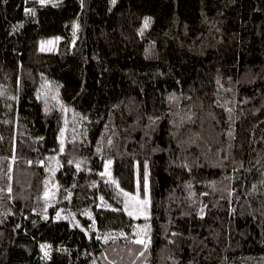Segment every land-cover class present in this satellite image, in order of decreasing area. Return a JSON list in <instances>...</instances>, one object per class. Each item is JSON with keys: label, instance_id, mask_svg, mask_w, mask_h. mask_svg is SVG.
<instances>
[{"label": "trees", "instance_id": "1", "mask_svg": "<svg viewBox=\"0 0 264 264\" xmlns=\"http://www.w3.org/2000/svg\"><path fill=\"white\" fill-rule=\"evenodd\" d=\"M0 92V264H264V0H0Z\"/></svg>", "mask_w": 264, "mask_h": 264}, {"label": "snow or ice", "instance_id": "2", "mask_svg": "<svg viewBox=\"0 0 264 264\" xmlns=\"http://www.w3.org/2000/svg\"><path fill=\"white\" fill-rule=\"evenodd\" d=\"M38 2L43 6L45 4L48 3H52V6H57L59 3V0H55V2H53V0H38ZM117 2V0H110V3L112 5H115ZM81 3V7H83L84 4V0H80ZM25 14H31L32 16L36 15V10L35 9H25ZM151 23V18L146 17L144 19V27L147 28ZM20 27H23V25L21 24ZM78 24H76L75 22L73 23V36H76V31L78 30ZM15 30V29H14ZM60 37H56L55 41H59ZM44 43L47 44H53L54 41L49 40L47 42H41V51H44L45 48L43 47ZM51 50V49H48ZM219 82V81H218ZM43 87V86H42ZM0 95H3L2 92H0ZM9 99L12 100H16L17 97L12 96L9 97ZM63 107V106H62ZM82 119H86V117H82ZM63 133H64V129L60 130V137H58V139L60 140V152L62 153L64 151V140H63ZM229 135H231V133H229ZM39 139H43V137H40ZM109 143L111 144V140H109ZM99 151V149H98ZM13 160H15V156L12 157ZM50 159H55V157H51ZM29 163H31V161H29ZM41 164L43 163V161L40 162ZM57 163H59L57 161ZM69 163H72V161L70 160ZM111 165H112V160H106L104 161V172L100 173L101 177H109V180L106 182H110L111 184H114L116 186L117 189H119L117 195H120L122 193L123 197H124V201H123V211L126 212V214L134 219H139V218H143L145 220L149 219V207L151 204V200H150V185H149V170H148V164L145 163L143 166V174L141 177V181H138L137 184V192L135 194L129 193L124 191L123 189L120 188V185L118 183V181L115 178H112V174H111ZM77 169L79 170V162L77 163ZM55 170H53L54 172ZM9 179H11V177H9ZM264 183V182H262ZM190 187V185H189ZM255 187V186H253ZM10 187H9V191H10ZM49 195L48 191H45V196L47 197ZM52 195L54 196L55 193H52ZM67 198V197H65ZM101 201H102V206L105 208L110 207V205H108L106 202H104V198L100 197ZM113 211H117L118 209H112ZM203 214H204V209L201 208L200 209V215L201 218H203ZM90 216V213H89ZM45 219H47V217H44ZM57 218H60L59 213H57ZM17 227H19V225H17ZM151 231V227L148 224L143 225L142 227L137 225L136 226V230L134 231V235L136 237V239H134L132 241V243L138 244L142 246L143 251H141L139 253L140 256H143L145 252L148 251L150 245H151V237L149 235ZM121 236L124 235L123 232L120 233ZM173 235H177V233H173ZM99 238V237H98ZM112 238L109 236L105 237V242L107 241V239ZM46 247H50L49 245H41V250L44 251V249ZM45 257L48 256V253L45 252L44 253ZM111 264V262H110Z\"/></svg>", "mask_w": 264, "mask_h": 264}, {"label": "rangeland", "instance_id": "3", "mask_svg": "<svg viewBox=\"0 0 264 264\" xmlns=\"http://www.w3.org/2000/svg\"><path fill=\"white\" fill-rule=\"evenodd\" d=\"M49 40H52V41H54V43L53 44H47V43H44V45H43V47L45 48V50L44 51H41V42L39 43V51H41V52H51V51H53L56 47H57V43L59 42V41H55V38H51V39H49ZM49 40H47V41H49ZM47 41H43V42H47ZM48 49H51V50H48ZM142 218V217H141Z\"/></svg>", "mask_w": 264, "mask_h": 264}]
</instances>
